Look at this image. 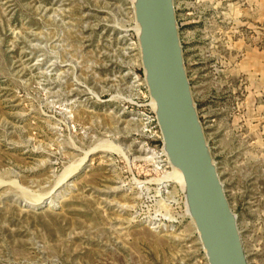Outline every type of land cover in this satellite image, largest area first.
<instances>
[{"label": "rangeland", "instance_id": "rangeland-1", "mask_svg": "<svg viewBox=\"0 0 264 264\" xmlns=\"http://www.w3.org/2000/svg\"><path fill=\"white\" fill-rule=\"evenodd\" d=\"M175 8L248 263L264 264V0ZM135 28L132 0H0V264H208Z\"/></svg>", "mask_w": 264, "mask_h": 264}, {"label": "water", "instance_id": "water-1", "mask_svg": "<svg viewBox=\"0 0 264 264\" xmlns=\"http://www.w3.org/2000/svg\"><path fill=\"white\" fill-rule=\"evenodd\" d=\"M144 82L162 152L183 178V196L208 264H249L185 67L175 0L132 4Z\"/></svg>", "mask_w": 264, "mask_h": 264}, {"label": "bare ground", "instance_id": "bare-ground-1", "mask_svg": "<svg viewBox=\"0 0 264 264\" xmlns=\"http://www.w3.org/2000/svg\"><path fill=\"white\" fill-rule=\"evenodd\" d=\"M133 3H134V0H132V4H133ZM135 30H136V33H137V35H138V33H139V28H138L137 25H136ZM151 104H152V108H153V110H155V105H154V103L151 102ZM163 157L165 158L166 163H167V165L169 166L170 164H169L168 159H167V157H166V155H165L164 153H163ZM169 168L171 169L170 177L173 178V179L176 181V183H178V185L182 188V190H184V182H183V178H182L181 173H180L178 170H175L174 168H172L171 166H169ZM77 170H78V169H77ZM171 178H170V179H171ZM185 209H186V215H187V217L190 218V215H189V212H188V209H187L186 204H185ZM190 220H191V218H190ZM191 223H192V221H191Z\"/></svg>", "mask_w": 264, "mask_h": 264}]
</instances>
